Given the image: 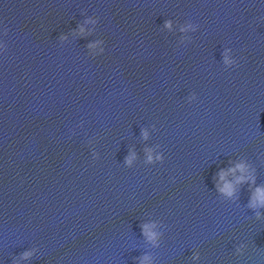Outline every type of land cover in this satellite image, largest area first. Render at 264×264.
Segmentation results:
<instances>
[{
    "label": "water",
    "instance_id": "95a60500",
    "mask_svg": "<svg viewBox=\"0 0 264 264\" xmlns=\"http://www.w3.org/2000/svg\"><path fill=\"white\" fill-rule=\"evenodd\" d=\"M262 187L264 0H0V264H264Z\"/></svg>",
    "mask_w": 264,
    "mask_h": 264
},
{
    "label": "clouds",
    "instance_id": "9594fccd",
    "mask_svg": "<svg viewBox=\"0 0 264 264\" xmlns=\"http://www.w3.org/2000/svg\"><path fill=\"white\" fill-rule=\"evenodd\" d=\"M166 25L168 27H171V21H167L166 22ZM147 135V133L145 132V136ZM129 159V162L131 161V157L128 158ZM152 159V156L149 155V160ZM237 168H240L241 170H244L245 168V165L244 164H239L236 166ZM231 171H235V169H231ZM227 175V172H224L222 170L221 172V179H223L225 176ZM245 177H239L238 178V182L241 181V180H244ZM222 192L228 194V195H232L235 191V188H234V185L232 183H225L224 187L221 189ZM259 200L261 203H264V187L262 188H257L256 190V193L254 195V198H253V202L255 203V201ZM148 229H149V226L148 225H144V230H145V233L146 234H149L148 233ZM156 236L155 233H151L149 234V238L150 239H154ZM27 255H30V253H25V256ZM145 259H147V257H145Z\"/></svg>",
    "mask_w": 264,
    "mask_h": 264
}]
</instances>
